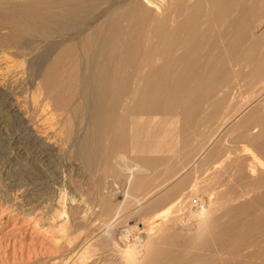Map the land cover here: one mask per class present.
I'll list each match as a JSON object with an SVG mask.
<instances>
[{
  "label": "bare ground",
  "instance_id": "bare-ground-1",
  "mask_svg": "<svg viewBox=\"0 0 264 264\" xmlns=\"http://www.w3.org/2000/svg\"><path fill=\"white\" fill-rule=\"evenodd\" d=\"M258 26L264 28V0H0V85L22 88L9 50L29 55L45 43L31 65L43 95L36 102L38 90L33 99L42 137L54 131V109L68 115L69 135V122L83 124L75 156L82 172L96 169L102 181L93 175L97 212L107 217L101 225L121 255L114 264H264V102L239 110L241 117L221 116L236 67L240 74L246 66L248 78L264 86L257 55L264 38L252 34ZM228 133L226 142L240 143L243 157L231 170L221 165L231 171L221 173L211 162L230 150L221 141ZM208 162L220 178L229 174L223 182L207 173L223 184L203 195L201 166ZM180 164L170 182L152 186L156 168L166 167L167 176ZM117 195L122 201L112 204ZM176 207L180 213L167 215ZM128 213L147 218L135 230L114 231ZM156 214L165 218L159 227ZM92 253L78 254L85 261ZM99 258L94 262L103 264Z\"/></svg>",
  "mask_w": 264,
  "mask_h": 264
},
{
  "label": "rangeland",
  "instance_id": "rangeland-1",
  "mask_svg": "<svg viewBox=\"0 0 264 264\" xmlns=\"http://www.w3.org/2000/svg\"><path fill=\"white\" fill-rule=\"evenodd\" d=\"M104 1L106 2V0ZM107 2H109V0H107ZM108 6L110 5L107 4V11H110L113 8L112 6L114 5H111L110 7ZM103 7L104 5H100V8ZM96 16H98V13L93 14V18L91 16L87 17L84 22H89L91 20L90 18L94 19V17ZM85 26L87 25H85L84 23L82 28H84ZM252 34L257 36L262 34L261 36H263L264 38V28L262 26H258L257 28L252 30ZM44 46L45 43L36 45L35 47H33V52L29 53V55L22 53V51L17 52L14 49H11L6 53L9 60L12 61L14 65V62H17V67L15 65V69L17 71L15 70L14 74L18 73V79L16 80L22 81L20 79H23V85L21 84L22 88H18L20 90L14 89L9 85V83L3 84L2 86L0 85V264H63V262L64 264H94V261H96L98 257L101 258L103 264L105 263V261L107 263L109 260L110 261L107 264H112V260L114 264L116 262L117 256L119 259L118 262H120L121 258L119 257L121 255L116 251V246H113V235L111 231L109 233V231L103 228V225H101L103 224L101 222L107 220V217H100L96 208L97 201L99 200V196H97V194L99 195V193L97 192L95 186V182L99 178L97 175L98 173H94L96 169L92 173L93 175L98 177L96 178L91 174L89 176L88 173L82 172L81 167L78 163L79 161L75 156V145L76 141H78L76 138L83 132V124L75 123L73 124V126L72 123L69 122L70 125H68L71 126V129H73V132L75 134L72 135L70 133L69 135L65 132L66 130L64 127L66 123L65 118H67L68 115L65 111H61V109L60 111L59 109H54L51 112H54L53 120L51 123V127L54 129V131H52V133L48 132L49 135L45 134L48 136L42 137L43 126H41L40 122H38V119L40 118L38 114V107H40V104L38 107H35V105H33V99L37 97L38 92L41 91L39 84H37L39 83L40 77H35L33 75L31 71V65L35 61L33 59L36 56L35 54L43 49ZM258 51L257 55H260L258 57L264 60V43L261 46L260 51ZM11 53L14 54L12 55ZM238 70L239 69H237L236 67V76L233 79L232 83L233 88H231L230 98L225 104V107L227 108L223 109L222 111V117L232 113L238 115V113L241 112L239 110L244 108H251L258 103L263 104L262 102H264V97H261L263 99L262 100L259 96L262 92V87H264L262 86V83H258L254 79L251 80L248 78V68H246V66L240 69V74L237 73ZM19 74L21 75L19 76ZM42 96L43 95L41 91V95H38V99L36 102L39 101L38 103H40ZM16 100L19 101L17 104ZM19 103L21 106L23 105L21 109L20 107H18ZM261 106L264 108V104ZM18 108L19 112L16 111L18 110ZM203 110L205 111V109ZM40 120L41 118L39 119V121ZM227 130L229 131V128L225 129V131ZM66 134H68V138ZM228 135L230 134L228 133L227 136L221 137V141H228V138L225 139L226 137H228ZM72 137H74L75 140ZM230 137L232 138V136ZM230 137L229 140H231ZM46 138L54 139L47 140ZM232 142L230 143L233 144V146H229L231 144L226 142L228 146L225 147L227 149H229L228 147H230V150H228V152H225L227 151V149L225 150V148L223 147L224 150L222 149L223 152L221 151L220 154L225 152L224 155L221 154L217 157L219 159V163L221 164H214V162H218L216 161L217 159L211 162L213 163V167L215 168L220 165L219 167L220 169H222L220 170L221 173H226L225 171L230 173L231 171H228L227 168L231 170L233 168V165L237 162V157H243V154L239 152L242 145H240V143L238 142ZM225 154L228 155L225 156ZM229 155L231 156L228 157ZM226 157L228 160L227 163ZM231 158L235 160L233 161L231 160ZM222 159L225 160L222 161ZM229 160L232 162L229 163ZM172 161L173 162L171 163L176 162V160ZM223 162H225L226 164ZM248 162L249 161H247V163ZM211 163L208 162L206 164H203V166L205 165V167L201 166L202 170L205 168L202 171V174L203 172H205V174L201 176L205 184L202 182L201 186L199 185L202 188L205 186V192H203L204 189L201 190L199 187V190L203 192V195H208L211 194V192L213 193L219 191L221 189L220 186L223 184L225 179H227V175L229 174L227 173L225 174V176L223 175V178H220L221 174L218 176L216 174L217 172H219V170H217V172L215 170L211 171L213 168L211 167L212 165H209ZM228 163L231 164V166H229ZM243 163L246 166L247 163L245 164V161ZM185 164H180L181 166L178 165V169L175 168V170L173 172H170L167 176H164L162 174L166 167L164 168L163 166H161L156 168V170L159 169V172L155 170V173L152 174L153 179L156 177V179L153 180L152 186L157 185L156 183L159 182L162 188V186H164L167 182H170L169 179L171 177L173 178V176L176 174V171L181 169V167H183ZM207 165L208 167H206ZM221 165H226L227 168L225 167V169L224 167H221ZM219 167L217 168L219 169ZM254 167L255 169L257 168V171L260 169L257 165H254ZM210 172H212L211 174H214V177H219H215L214 179H220V181H223L218 182L219 184L222 183L220 184V186L216 183L217 181L212 178L213 176L207 174ZM91 176H93L94 178ZM87 177H89L90 179H88ZM210 179L214 180V184H212V181H209ZM164 180L167 182L163 183L165 182ZM98 181L102 183L100 178ZM88 182L90 185L88 184ZM209 183L210 185H206ZM160 185L155 186L154 188L157 187L156 189H160ZM210 188L212 190H209ZM206 191H208V193H206ZM87 192L90 194H88ZM96 198H98V200ZM128 198H130V202L135 200V197H133L134 200H132V196H128ZM120 201H122V195H117L116 199L112 200L111 203H117L116 205H118ZM59 204L62 205L60 206ZM158 207L160 209H157L161 210L162 208H164V205L162 204ZM177 209V207L171 209L167 215H177L178 213H180L177 212L179 211V209ZM61 210H63V214ZM132 215H134L137 219L135 220V217L133 219ZM132 215L128 213L127 215L122 217L123 220L119 221V224L116 225L113 230L118 233H121L126 228H131L132 230L134 228L135 230V228L144 224L142 219L147 218L145 217L146 215ZM152 219L151 220L153 224L159 227L163 223L162 221H164L165 218H161L158 214H156ZM154 219L158 222L155 223ZM60 225L66 227V230H64V232L62 231V233L59 229ZM148 227L151 228V225H148ZM86 249L92 250V254L96 256L93 257H95L96 259L90 257L91 259L89 258L83 261L80 257V254L78 253L80 250H82L83 252L86 251ZM108 253L111 255H109ZM112 255H114L115 257ZM77 257L78 259L80 257L81 262L80 260L79 262L77 261L78 263L75 261V259L78 260ZM88 261H90L91 263Z\"/></svg>",
  "mask_w": 264,
  "mask_h": 264
},
{
  "label": "crops",
  "instance_id": "crops-1",
  "mask_svg": "<svg viewBox=\"0 0 264 264\" xmlns=\"http://www.w3.org/2000/svg\"><path fill=\"white\" fill-rule=\"evenodd\" d=\"M252 108H250V110H251ZM243 112V111H242ZM258 112V111H257ZM240 114H241V112H239L238 113V115H237V117H239L240 116ZM258 114V113H257ZM241 117V116H240ZM241 119V118H240ZM240 119H238V120H240Z\"/></svg>",
  "mask_w": 264,
  "mask_h": 264
}]
</instances>
